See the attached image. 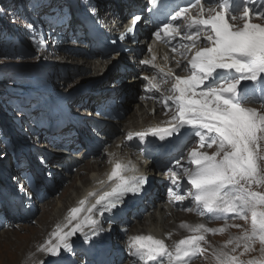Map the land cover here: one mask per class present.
<instances>
[{
	"label": "snow or ice",
	"instance_id": "6c2138e0",
	"mask_svg": "<svg viewBox=\"0 0 264 264\" xmlns=\"http://www.w3.org/2000/svg\"><path fill=\"white\" fill-rule=\"evenodd\" d=\"M149 3L158 24L147 48L150 55L140 61L152 72L142 76L146 82L142 99L156 100L167 119L128 131L126 140L178 141L180 155L167 168L172 185L167 189L169 203L182 205L188 200L182 210L209 220L224 219L225 224L210 228L183 221L179 227L190 234L171 245L150 233L129 235L126 252L131 264H193L196 258L214 264H264V110L249 106L255 102L264 106V0ZM141 19L134 15L118 39L135 41ZM27 27L37 49L45 47L44 36L33 25ZM157 42L174 55L164 54L158 62ZM108 157L111 171L98 181L106 187L89 192L71 208L40 251L51 256L61 251L75 254L74 236L79 234L87 243L110 231L98 217L113 213L129 194L142 192L147 175L131 160L115 153ZM236 219L249 227L227 222ZM231 228L240 233L230 234L224 244L216 247L208 241V234H224ZM172 235L167 233L166 239Z\"/></svg>",
	"mask_w": 264,
	"mask_h": 264
},
{
	"label": "bare ground",
	"instance_id": "6f19581e",
	"mask_svg": "<svg viewBox=\"0 0 264 264\" xmlns=\"http://www.w3.org/2000/svg\"><path fill=\"white\" fill-rule=\"evenodd\" d=\"M97 3H100L103 5V7H111L114 11V13L118 14L122 19H129L128 21H125V26H129L130 21L132 19V17L139 13L141 10L143 11L142 13H144L145 15V19L144 22H146L150 16V11L147 8V5L143 2V1H136V0H94ZM134 4H136L135 7ZM86 7V11L85 14L88 15L87 17H89L90 15H92V13H94L96 11V9H92L93 12H91L90 8L85 4ZM127 9L128 12L125 13L124 9ZM61 11V9L59 10ZM88 12V13H87ZM135 13V14H134ZM51 15V13H50ZM50 15H48L50 17ZM85 16V15H83ZM95 16L97 17V19H99L100 22H102L104 25H106V27H110L108 25V21L110 19L109 16L107 15H103L101 12H96ZM79 22V20L77 21V23ZM88 27L90 29V31H92L93 33L96 32V24L92 23L91 21L88 20ZM154 33V32H153ZM153 33H151V29L148 28H143V26H141V30H140V40L139 43L140 45H142L144 48H146L145 53L141 56L140 53L137 52H133L128 55L125 59L123 58H118V60L116 59V56L114 57L115 59L112 60L108 57H99V58H94L93 60H87V52L91 54V49L90 47L88 49H86L85 47H82L81 45H76L78 47H80L81 49L84 50H78L77 48H70L65 54V60L60 61L59 63H63V64H67V65H72L73 68L78 69L77 71H85L87 72V70L92 69L93 72H95V75L92 76V81H90V83H93V91H102V93H105V95H107L105 98H110V99H106L103 103H99V105L106 106V110H108V108L111 106V104L113 106H115L117 108V110L115 111L114 114H112L111 111H109V115L111 117H114V119H109V118H105L106 120H108L109 124L107 125V127L105 128V133L107 134L106 137H104L103 139H106V141L104 142V146L103 144H100L101 147L96 148L95 150H92L90 152V156H95L97 157V160L95 163H92L91 161L88 162L90 165L88 166V170H93V173L91 174V176L89 178L86 177H81V181L82 184L87 183L88 187H86L84 189L83 192L80 193V191L78 190L79 188H74V186H72L70 188L73 189V193H69V196H66V192L63 194V196L61 197L62 192L67 188L69 181L74 177L75 172L68 175L69 179H64L62 181L60 180H56L55 182V187L57 188L56 190L52 191V194L41 201L40 205H37L36 208L34 210H38L39 208H45L48 204H49V200H51V198H53L55 196V194L60 190V199L59 202H56L57 204L53 207V209L51 211H47L44 213V215L42 216V218L39 220V223L41 225V227H45L46 230L42 231V230H38L35 229L33 227H22L23 231H28L30 232L29 234L33 235V239H31L30 237L26 236L23 238H13V239H8V240H3L2 242H0V251L4 250V253L6 255V257L8 259H5V261L2 263L0 262V264H25V262L27 261V256L30 255L31 253H33V251H35L34 253V258L31 261L30 264H34L35 261L37 259H39L37 261L36 264H41V261H43V264H54V262H61L60 264H69L71 262L70 259L65 258V255H62L63 251H61V254L59 256H51L43 251H40V246L42 244L45 243L44 240V236L47 234L48 231L51 230V228L56 227L57 224H63L65 222V218L69 213V210L73 207H77L78 206V202L83 199L84 197H86L88 195L89 192L92 191H100L102 188L106 187V185H100L98 183L99 180L101 179H106L105 174L111 171L112 165L108 163V153H115L117 158L123 159V160H131L133 161L137 167L140 169L141 173L147 175L148 177V182L153 181L154 183V192L151 195V201L154 202V205H149V212L148 214L140 221L139 225H143L144 227L142 229L137 228L136 230L133 231V229L128 231V235H133V234H152L158 238H162L166 240L167 242H171V244L175 241H178L179 239L189 235L190 233L182 236V235H175L174 237H171V239H166L167 233L171 232L172 234L174 233H181L182 231H186L185 229H181L179 227L180 223L183 221H187L191 224H196V223H201L200 220L197 219V217L193 216V215H188V214H180L179 210L181 207L180 206H175V204L173 203H169V197H167L166 195L163 194V188L166 187L165 184H161L159 179L164 180L165 181V177H161L155 176V170L157 169V165H154L151 161L152 158V152L147 149L144 152V156L145 159H143L142 154L140 151H136L132 148H130L131 150L128 149V144L125 142L126 140V134L128 131H140L143 130L145 128H147L150 125L159 123L161 120H164L165 118L160 115V109L161 106L160 104L151 98H144L142 99V97L146 96V93L144 91V88L142 87L141 89V95L139 97L138 100V108L139 111L137 110V112L131 114V117L128 118L127 123L121 122V118H119L118 114L122 113L125 109L130 108L131 103L133 101H131V97H125L124 96V88L125 87V83L129 82L132 84L133 88L138 89L139 85L145 84L146 82L142 79L143 75H151V69H146L145 66L140 64V61L146 57H149V53L147 51L148 45L153 43L154 37H153ZM148 37H150V39L148 40ZM85 43V42H84ZM59 46H63V41H60L57 43V47ZM128 46H130V44H128ZM55 47L51 46L48 51L46 53H42L41 57H45L49 54L54 53V50L56 49ZM61 48V47H60ZM55 51H59L58 49H56ZM75 52L78 51L76 53L71 54V52ZM154 51L157 53L158 56V62L159 58L162 57L164 54H169L170 56L174 55L173 53H171V49L167 46H165L164 44L161 43H156L154 45ZM78 55V56H83V58H81L82 60H84L83 62H79L78 64L76 63L77 59H74V57ZM92 55V54H91ZM93 56V55H92ZM77 58V57H76ZM80 60V59H79ZM130 62L134 63V67H136L137 72L133 75L128 71H122L120 73H118V71L116 72L113 69V65L116 63L121 64L120 66H122V68L125 65L130 64ZM132 67V66H131ZM119 68V67H118ZM73 69V70H75ZM45 72L50 73L47 69H45ZM138 79V80H137ZM58 80H56V77L54 78V83H57ZM54 89L50 90L49 93L53 94V93H61L62 90L59 89V86H53ZM108 90V91H106ZM85 93L81 92L80 94L83 95ZM81 103V102H80ZM256 107V106H254ZM136 108V107H135ZM153 109H155V113L153 114ZM118 113V114H117ZM82 115H86V113H83ZM105 117V116H103ZM124 119V118H123ZM121 123L124 124L123 126L126 127L124 129H121ZM3 126H5L4 123H2ZM102 130V128H100ZM31 130L27 129V133L29 134ZM64 134L68 137L66 131H63ZM99 131L95 132V136L98 135L99 137L100 134ZM93 135V136H94ZM10 136H17V139H19V132L18 130H12L10 133ZM114 137H116L118 140L116 142L113 141ZM70 138V137H69ZM65 138L63 140V142L61 144L63 145H67V141H72V140H84V138L87 137H75V138ZM102 139V137H101ZM149 139V138H148ZM24 142L29 143V137H24L23 139ZM148 141V140H147ZM146 141V142H147ZM139 141L137 139H133L132 143L137 144ZM46 142L42 143L41 149L38 150L37 152H33V150L30 149L29 145H26L24 147H27L28 149L26 150L27 152L31 153L32 157H36L34 160H37L39 162L38 166H31V167H25L23 166V164H27L26 160L27 157L25 159H22V157H16L15 161L19 164V165H14L13 164V159L9 158V161L6 162L5 166L9 167L5 173V179H8L10 177V174H15L16 171H35V173L37 174V176L42 179V172L39 171L38 169H43L46 167L44 161L46 160L45 156H49L50 152L49 151H43L44 148L47 149L48 145L44 144ZM71 143V142H70ZM87 144V143H86ZM71 147V151H76V150H81L80 148H77L74 146L73 143L70 144ZM78 153L74 158L72 157V159H75L74 161H78L79 159L82 158L81 160L83 164L84 161H86L89 156H85V150H83L82 152H76ZM83 153V155H82ZM63 154V153H62ZM66 159V157H62L60 155H52L51 158L48 161L49 166L53 167L54 165H57V163L59 164L60 161ZM108 165L107 168H103V166ZM23 173H29V172H23ZM84 173L83 169H79L76 173V175H82ZM19 175L16 173V176ZM63 177V176H62ZM156 177V178H155ZM166 177H168V175H166ZM25 178V175H24ZM158 178V179H157ZM44 181V180H41ZM60 182V183H59ZM79 182V181H78ZM82 185L81 183H78ZM47 184V182H46ZM11 186V183L9 184ZM76 186V185H75ZM145 187V186H144ZM78 190V192H77ZM76 192V194H74ZM46 194H49V192H47ZM67 198V200L65 199ZM157 198H160V200L157 202ZM66 200L67 203H64L63 200ZM37 199H34L33 201L36 202ZM150 200V199H148ZM31 202V201H30ZM28 205H29V201H28ZM46 205V206H45ZM18 210V205H16V203L10 204L8 205L6 208L3 209V211L0 213V218H4L5 216L11 215V214H16L15 212ZM21 210V209H20ZM55 211V212H54ZM54 213V214H53ZM108 213H105L104 218H106V215ZM192 218H191V217ZM27 218V216L22 217V219ZM49 219L52 222H49ZM98 219L101 220L102 224H104L103 220L101 219V217H98ZM144 220V222H143ZM198 220V221H197ZM8 221L14 223V222H18V220H11L8 219ZM47 223V224H46ZM143 223V224H141ZM55 227H51L49 228V226L53 225ZM6 223H4V228H6ZM3 228V229H4ZM18 228H21V226H19ZM53 229V231H54ZM109 229V228H108ZM106 233H108V231H104ZM187 233V232H186ZM16 234V233H15ZM120 230L118 229V231H113L112 234L109 236V244L114 243V239L120 238ZM105 236V234H101L100 237L98 238V236H94L92 237V239L89 242H85L84 238L82 236H80L79 234H77L76 236H74L72 238L73 243H74V248H75V252L78 251L79 247H87L89 244H91V242H97L100 245V242H102V238ZM178 236V237H176ZM11 238V237H10ZM49 238V237H48ZM44 240L41 244L38 245V247L35 249V247L37 246V244L41 241ZM100 240V242H99ZM35 249V250H34ZM69 255V254H68ZM49 260L51 262H49Z\"/></svg>",
	"mask_w": 264,
	"mask_h": 264
},
{
	"label": "rangeland",
	"instance_id": "374dc122",
	"mask_svg": "<svg viewBox=\"0 0 264 264\" xmlns=\"http://www.w3.org/2000/svg\"><path fill=\"white\" fill-rule=\"evenodd\" d=\"M0 18L2 19L1 22H2L4 27H6L9 30H13V27L15 26V24L12 21V17L10 15L9 11H7L2 6H0ZM255 22H259V21H255ZM76 45H81L82 47H85L86 49L89 48V45H87L81 41L77 42V40H70V41L65 40V42H63V46H60L61 48L60 47L57 48L59 51H54V53L49 54L45 57L34 56L32 54V50L29 52V57H20L18 55H3L0 53V77L1 76L4 77L6 75L8 77L15 78V77H17V75H21V73H23V72H36L38 74H43L42 79L39 78V79H36L34 82L30 83L29 80L23 78L22 80L19 81V84L17 85L18 87H25V86L28 87L29 89H31L36 94L37 97H41L42 95H47L43 91H48L49 89L54 88L53 86H59L60 87L59 89H61L62 91H64L67 94H71V93H75V94L79 93L80 94L81 92L90 90L94 86L93 83H90V81L94 80V79H92V76L95 75V72H93L92 69H91V71L87 70V72L77 71L78 69L73 68L72 65L59 63L62 60L66 61V59H64L65 54H66V52H69L68 50L70 48L75 47L79 51L84 50V49H81L80 47H78ZM145 51H146V48H144L142 45H140L139 49L137 50V53H140L142 56L145 53ZM76 52H78V51L71 52V54L76 53ZM89 55H90V52L89 53L87 52V60L90 61L91 58H88ZM81 58H83V56L76 55L74 57V59H77L76 60L77 64L79 62L84 61ZM45 69H47L50 73L45 72ZM73 69H75V70H73ZM113 69L116 72L118 71V73H120L124 70L125 72L128 71L133 75L137 72L136 67H134V63L125 65L123 68L121 66H116V67H113ZM55 77H56V80H58L57 83H54ZM7 80H9V78ZM4 82H6V81H4ZM124 85L126 88H124L123 98H125V97L130 98L131 97V101H133V102L131 103L130 108H127L122 113H120V114L117 113V114H118L119 118H121V120H122L121 122L127 123L128 118L131 117V114L137 112V110L139 111V108L137 107L138 106L137 102H138L139 97L141 95V89L143 86L139 85V88L136 89V88H133L132 84L129 82H126ZM14 89L18 90L15 87H14ZM4 90H5L4 88L0 89V99L7 101L8 100L7 99L8 93ZM40 93H42V94L40 95ZM160 115L164 116L162 111H161ZM123 125L124 124L121 123V126H120L121 129H124L126 127V125H125V127ZM30 144L34 145V142H32V138L30 139ZM0 149H1V146H0ZM3 149H5V147H3ZM34 150H36V148H34ZM96 160H97V157H91L90 156L86 161L83 162V164L80 166L79 169H83L84 173L80 176V175H76L77 172H75V175L69 181L67 188L62 192L61 197L63 196V194L65 192H66V196L68 197L69 193H73V191H74L73 189H75V188H79L78 190L79 191L81 190L80 191V193H81L84 191V189L86 187H88L87 183L82 184V182H80L81 177L89 178L91 176V174L93 173V170H88L89 169L88 166L93 165V164H90L88 162L91 161L92 163H95ZM107 167H108V165L103 166V168H107ZM77 182L81 183L82 185L77 184ZM72 186H74V188L71 189V191H70V188ZM78 190H77V192H78ZM60 193L61 192L59 190L55 194V196L53 198H51V200H49V204L47 206L45 205L46 206L45 208H39L38 210H33V212L28 213L27 218H24L22 220L19 219L18 222H14V223L10 222L8 224V226L6 227V229H3L0 231V242H2L3 240L5 241L8 239H13V238H17V239L20 237L23 238L26 236L33 239V235L29 234L30 232L22 230L23 226L24 227L30 226V227H33L35 229L45 231L46 228L44 226L41 227L39 220L42 218V216L44 215L45 212L51 211L53 209V207L57 204L56 202H59V199L61 198ZM74 194H76V192ZM65 199L67 200V198H65ZM65 199L63 200V202L67 203V201ZM179 213L180 214L186 213V211H184V212L179 211ZM188 214H189V212H188ZM49 222H52V221L49 219ZM143 222H144V220H143ZM141 224H143V223H141ZM242 225H244L245 227H249V224H245V222H243ZM19 226H21V228H18ZM52 226L55 227L53 224V225L49 226V228H51ZM104 226H106V224H104ZM143 227H144L143 225L137 226V228H139V229H142ZM106 228H107V226L105 227V229ZM53 229L54 228H51V230L47 232V234L44 236V240L48 239L50 234L53 232ZM186 232L187 231H185V232L182 231L181 233H174L172 235V237H175V235L184 236V235L188 234V232L187 233ZM238 232L240 233L239 229L231 228L228 230V232H225L224 234H215V235L210 234L208 241L210 242V244L212 246L218 247V246L224 244V242L229 239L230 234L236 235V234H239ZM178 236H176V237H178ZM44 240H41L37 244L35 249ZM258 247H259V245L257 244V248ZM34 253H35V251H33V253H31L30 255L27 256V261L25 262V264L31 263V261L34 258ZM62 254H64V252ZM253 255H255V254H253ZM5 259H8V258L6 257L4 250L0 251V262L3 263L5 261ZM242 259H247V257H242ZM38 260L39 259H37L34 264H36ZM49 262H51V261L49 260ZM54 264H57V263L54 262ZM194 264H214V261H212L211 259L205 261L204 259L201 258V259L197 260Z\"/></svg>",
	"mask_w": 264,
	"mask_h": 264
},
{
	"label": "trees",
	"instance_id": "16d2710c",
	"mask_svg": "<svg viewBox=\"0 0 264 264\" xmlns=\"http://www.w3.org/2000/svg\"><path fill=\"white\" fill-rule=\"evenodd\" d=\"M1 85V84H0ZM1 87V86H0Z\"/></svg>",
	"mask_w": 264,
	"mask_h": 264
}]
</instances>
